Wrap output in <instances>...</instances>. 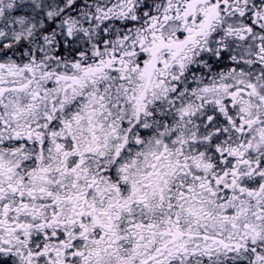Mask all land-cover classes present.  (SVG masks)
I'll return each instance as SVG.
<instances>
[{
    "label": "snow or ice",
    "instance_id": "obj_1",
    "mask_svg": "<svg viewBox=\"0 0 264 264\" xmlns=\"http://www.w3.org/2000/svg\"><path fill=\"white\" fill-rule=\"evenodd\" d=\"M0 264H264V0H0Z\"/></svg>",
    "mask_w": 264,
    "mask_h": 264
}]
</instances>
